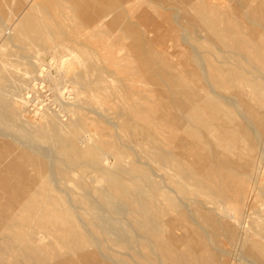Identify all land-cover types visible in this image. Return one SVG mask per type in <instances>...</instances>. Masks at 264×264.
I'll use <instances>...</instances> for the list:
<instances>
[{"label":"bare ground","instance_id":"bare-ground-1","mask_svg":"<svg viewBox=\"0 0 264 264\" xmlns=\"http://www.w3.org/2000/svg\"><path fill=\"white\" fill-rule=\"evenodd\" d=\"M169 1L174 2L175 5H172ZM233 1L236 3L235 8L232 6L223 8L218 6L219 4L216 5V3H207L206 0H0V43L2 42V49L6 45L4 28L12 29L14 34L11 40L19 45L25 58L33 59V61L34 59H36L35 61L40 59L41 54L52 55L50 61L53 60L54 55L58 57V66L66 64L72 58L79 59L75 50H69L65 46L66 43L55 40L56 34L63 33L65 20L72 19L74 21L76 19V27L83 25L86 28L97 29L99 33H113L117 42L124 38V40L128 39L126 46L129 52L128 55H113L105 59L109 68L107 70L111 69L113 74L119 76L123 74L124 77L121 78V81L119 80L122 85V92H119L120 94L115 98L105 95V92H108V86L97 85L98 87L93 88V82L89 79L94 71L93 64L84 69L82 64L83 71L77 73L75 81L81 87L79 94H83L88 102H95L99 110L102 109L103 111L104 106L113 105L117 100L124 103L118 111V115L124 118L125 128L128 129L129 126H132L131 130L134 133L137 130L144 137V140L153 144L156 142L163 145L173 143L172 150L163 151V159L170 162L175 161L179 165L177 173L180 176L179 185L183 194V201L180 202L181 207H176L177 205L174 202L172 203L179 211V218H172L168 214H161V210L160 212L156 210L153 214L157 217L155 219L148 215L146 209H141L138 213L140 216L139 221H135L130 217L128 219L129 226H133L139 231L138 239L135 240L128 235H122L119 238L120 244L132 255L134 244L149 246V251L154 256L156 264H227L229 260L226 263L225 261L218 262L214 257L213 251L217 250L219 245L222 244L214 238L215 232L223 233L231 242H235L238 237L237 243H239L244 253L247 264H264V227L259 226L256 216L252 218L255 220L250 224L251 227L245 231L242 227L243 229H240V231L243 230L244 232L240 237L238 236L236 222L239 220L243 209L239 204L232 201L241 203V196L247 192L244 188L243 179L240 178L241 171L245 172V170L238 161L232 160L233 156V158H229V155L227 157V153L240 142L239 137L241 136L237 135V130L234 127L228 125L233 117L229 112L230 109L228 110L224 106L225 104L222 102L224 98L220 94V90L226 85H231V83L240 85L243 82L248 83V81L246 75L239 68L227 69L214 65L213 63L217 62V58L211 47V45H214L215 47L228 48L230 53L235 54H237V51L234 50L239 51L241 47H244L241 48L240 53L238 52V55L242 57V55L247 54L244 51L248 52L250 40L256 38L258 45L256 43L257 48L253 61H260V50L264 48V36L251 28L248 31L250 33L249 38L241 37L245 27L241 24L239 9L244 8L248 16L257 14V20L264 24V0ZM155 3L164 4L165 6L161 5L162 9H171L172 6H176V15L170 14L167 19L172 24L174 23L172 28L175 29V25L180 28L179 22H183L189 28L184 31L194 33L196 36V39L194 38L195 45L191 43L192 41L189 36L187 38L186 34L183 39L180 37L184 46H181L179 54L182 67L179 72L173 71L175 65L169 57L174 56V54L167 53L164 40H155L163 29V24L154 19V15L159 13ZM229 11V15L231 13L235 14V16L233 15V21L220 17V14L224 15ZM4 24L8 27H4ZM221 24H223L222 27ZM201 31L207 35L204 40L200 38ZM97 38L95 37L94 41L99 44ZM94 41L90 39L91 43L88 40L86 44L90 43L91 45L94 43L96 45ZM100 41L102 42V40ZM204 41L208 44H204ZM229 41H233V44L230 45ZM170 46L172 45L170 44ZM103 47L105 46L103 45ZM156 47H160L162 50L157 51L155 50ZM88 50L90 49L88 48ZM98 50L99 48H97V53L102 51L99 50L98 52ZM203 51L207 55L206 58L201 56ZM63 52L68 53L64 55ZM4 57V55L0 57V71L5 67ZM245 59H247V56ZM212 61L216 62L212 63ZM80 63L82 62L80 61ZM124 63H128V65ZM6 64L9 66L8 62ZM9 67L8 69H10ZM136 77L138 80L135 79ZM2 78L6 80L8 76ZM107 79L106 81H109ZM151 84L157 86V98L153 96ZM5 97V95L2 97L4 105H0V264H8L2 256L9 251H16V255L9 264H50L43 255V249L32 241L30 232L19 233L15 231L23 224L15 219L13 213L15 209L29 206L33 207L32 210L35 213L40 210V207L35 204L34 200L32 202L30 198L32 195L39 194L43 189H46L41 183V175L38 174L52 173V171L49 169L50 166L48 165L49 168H47L44 164L45 161H41L37 157V152L30 149V147L38 138L44 137L55 139L59 145H63L61 136L58 133L59 125L55 123L53 116L45 114L44 117V114L41 115L42 113H40V119H37L38 122L32 123L33 120L30 121L24 114L27 111V108L25 111V105L27 104L25 98L18 100L14 98L6 99ZM137 97L140 101L135 100ZM126 101H131V103L128 105ZM75 106L77 107V105ZM114 106L113 108L116 107ZM88 111L90 110L88 109ZM96 113L98 112L95 111ZM96 115L99 116V114ZM111 119L109 120L112 121ZM46 122L49 123L48 125L52 124V128L49 130L45 126ZM231 122H235L234 118ZM76 124L80 128L86 122L80 118ZM91 128L95 130L97 127L94 124ZM244 129L246 128L244 127ZM114 132L116 131L114 130ZM211 138H215L216 144L211 142ZM241 142L243 143V141ZM36 148L38 150V147ZM218 148L222 151H218ZM135 161L137 162V160ZM244 162L246 163V161ZM29 166L33 169L29 170ZM147 166L150 165L147 164ZM250 167H247V170ZM134 169L141 176H145L149 184L153 186L150 200L156 201L161 189L155 188V181H151L145 170L137 169V167ZM239 169H241L240 172ZM205 179L210 181V185H203ZM81 189L84 191L83 199L85 203H88V209L93 211L105 209L112 219L120 215L128 216L130 211L136 207V205H133L134 201L131 202L128 198L127 187L120 184H111L109 187L115 193V197L120 198V201L117 198L116 202L112 200L115 197L108 195L110 192L106 193L104 190H99L98 197L91 201L89 200L91 191L86 186H81ZM191 191L196 195L195 198L191 195L193 199L190 198ZM65 194L67 195V193ZM147 200L143 198L141 202L140 199H136L140 206L147 204ZM63 203L64 201L60 198L49 197L45 199V204L49 206L48 210H44L42 217H34L31 220L39 228L50 232L58 231L61 234V241L66 244L69 250L66 258L60 257L52 264H124L116 255L110 254L103 247V242L106 241L104 236H107L110 232V221L101 223L100 232H98L104 236L101 235V238H99L93 233V227L95 226L94 214L83 221L78 218L79 216H76L69 199L67 206ZM57 204L61 205V209H56L55 205ZM55 211L58 212L57 216H55ZM186 211L187 214L189 213L190 219L192 218L202 229L204 237L211 245V249L204 245L202 238L191 228V225L185 223L183 214ZM262 214H264V211H262ZM45 215H48V219ZM75 218L84 224L86 228L84 233L77 226ZM88 226L89 229H87ZM165 231L168 232V235L163 233ZM174 235L178 237L180 244L178 239L176 240L173 237ZM9 241L13 244L9 245ZM90 241L95 244L93 248H91V244H88ZM146 255L149 254L146 253Z\"/></svg>","mask_w":264,"mask_h":264},{"label":"rangeland","instance_id":"rangeland-1","mask_svg":"<svg viewBox=\"0 0 264 264\" xmlns=\"http://www.w3.org/2000/svg\"><path fill=\"white\" fill-rule=\"evenodd\" d=\"M206 1L207 3L212 2V4H219L218 6H222L223 8H227L230 6L234 8L236 7V3L233 0ZM169 3L175 5L172 1H169ZM161 5L165 6L161 3H155V7L157 8V11L159 13L158 15H154V19L155 21L163 24V29L159 33V36L155 38V40H164L167 53L174 54V56L169 57L171 62L175 65V69L173 71L179 72L182 68L179 54L181 52V46H184L181 38L183 39L184 36L187 35V38L189 36L190 40L192 41L191 43L195 45L196 36L194 35V33L191 34L184 31L189 28L188 25L184 24L183 22H179L181 25L180 28L175 25L176 28L173 29L172 26L174 23L172 24L167 19L170 14L176 15V6H172L171 9H162ZM239 12L241 13V24L245 27V32L243 30V32L241 33L242 38L247 39L250 37V33L248 31L251 28L255 29L256 31L261 33L262 36H264V26H262L264 24L260 23L257 20V14L248 16L247 11L244 8H240ZM225 14H220V17H222L223 19H229L231 21L234 20L235 14L231 13V15H229L230 11L226 12ZM75 21L76 19H74V21L72 19L65 20L64 23L66 24H64L63 26V33L60 35L56 34L57 37H55V40L57 42H62L64 44L66 43V48H68L69 50H75V52L79 56V59L72 58L71 61L62 66H58V57H56L55 55L54 58H52L53 60L55 59L54 61H50L52 55L48 56L43 54L39 56L40 59H37V61H35L36 59H34L33 61V59H29L27 57L25 58L19 48V45L11 40L14 31L12 29L8 30L7 28H4V39L6 45L3 46V49L1 47L2 42L0 43V57L2 55L5 56V67L0 71H4L2 72L3 74H0V105H4V100L2 98L4 95L6 96V99L14 98L19 100L21 98H25V100L27 101V104L25 105V111L26 108L27 111L24 113L26 117L30 121L33 120L32 123H35L38 122L37 119H40L41 115L43 114L44 117L46 115L53 116L55 123L59 125L58 133L61 136V142L63 143V145H59L55 139L53 140L52 138L44 137L38 138L36 142H33V146L30 147V149L37 152V157L41 159V161H45L44 164L47 166V168H49L50 166L49 169H51L52 173L46 172L38 174L41 175V183L46 189H43L41 192H39V194L32 195L30 198L32 199V202L34 200L35 204L40 207V210L37 211V213L32 210V206L15 209L13 213L15 219L23 224V226H20V228H16L15 231L19 233L30 232L32 234V241L43 249V255L45 256L48 263H55V261H57V259L60 257L66 258L69 250L66 244L61 241V234L58 231L50 232L43 228H39L38 226L33 224L31 220L34 217H42L44 210H48L49 206L45 204V199L49 197L60 198L64 201L63 205L66 204L65 206H67V201L69 199L71 201L70 205L72 204L71 208L76 212V216H79L78 218H80L81 220L85 221V219L88 218L91 214H94L93 216L95 218V226L93 227V233H95L97 237L101 238L102 235L99 233L101 223L110 221L111 224L109 234H107V236L102 235L106 237V241L103 242V247H105V249H107L110 254L116 255L119 260L124 262V264H156L154 256L149 251V246L134 244L132 255L130 251H128L125 247H123V245L120 244L119 238L122 235H128L135 240L138 239L139 231L133 228V226H129L130 223L128 219L130 217L135 221H139L140 216L138 215V213L141 209H146L148 215L155 219L157 217L153 216V214L156 210L159 212L161 210V214H168L172 218H179V211L172 204L174 202V204L177 205L176 207H181L180 202L183 201V194L180 190L181 187L179 185L180 176L177 173L179 165L175 161L170 162L163 159V151L172 150L173 143H169V145H163L160 142H156L153 144L151 142H148L147 140H144V137L139 134L137 130L136 133H134L131 130L132 126H129L130 128L128 129L125 128L124 118L118 115V111L121 109V107H123L124 104L121 101L117 100L115 101V103H113V105L109 104L107 106H104V110L102 111V109L99 110L97 108L95 102L90 103L87 101V98L83 94H79L81 87L75 81L76 75L77 73L82 72L84 68L91 64H93L94 66V71L92 73L94 75L91 74L89 79L93 82V88H96L98 86H108V92H105V95L107 97L110 96V98H115L118 94H120L122 92V85L120 81L124 78L123 74H120L122 76L121 77L119 75L113 74L111 69L107 70L109 68L107 66V63L105 62V59L110 58L113 55L126 56L129 52L126 48L128 39H126V41L124 40V38L117 42L114 39L113 33H99L97 29L86 28L83 25L76 27ZM3 26L8 27L6 26V24H4ZM222 26L223 24H221V27ZM78 31H81L80 34ZM86 33L88 34L86 35ZM200 33L201 39L204 40V38H207V35H205L204 32L201 31ZM83 34H85L86 36H83ZM95 37H98L97 39L99 44H97V41H94ZM89 38L92 39V41H94L96 45L94 43L90 45L91 42ZM86 40H89L90 42L89 44L87 43L88 45L86 44ZM100 40H102V42ZM73 42L76 48L74 47V44L72 45ZM79 42L84 44H80ZM229 43L230 45H232L233 41H229ZM256 43V38L250 40V47L247 50L248 52L244 51V53L247 54L242 55V57L238 55V52L240 53L241 48L244 47H241L239 51L233 49L235 52L237 51V54H235L233 52L230 53V50L228 51V48H220L211 45L212 52L217 58V62L212 61V63L216 62L213 63L214 65L220 68L227 69L239 68V70L246 75L248 81V83L243 82L240 85L231 83V85H226V87L220 90L221 97L224 98L222 102L225 104L224 106L228 108V110H231H229V112L231 114V117H233L235 121L231 122L233 121V118H231L232 120L228 123V125L234 127L237 130V135L239 134L241 136L239 137L240 145L239 143L236 144V146L234 145L227 153V157H234L232 160L238 161L241 167L243 165L242 168L245 170V172L241 171L242 175L240 174V178L243 179L242 181L244 183V188L247 190V192L243 195L245 197L243 199V196H241V203L232 201L233 203L239 204L243 209V211L241 210L242 213L240 214L239 220L236 222L239 237L245 230H248L251 227L250 224L255 220L252 219L254 216H256V219L259 222V226L261 225V227H264V214H262V211H264V48H261L260 50L261 60L258 62L253 61V58L256 54L255 50L258 45V43L257 45ZM170 44L172 46H170ZM204 44L208 43L204 41ZM103 45L105 47H103ZM4 48H6L5 51ZM88 48L90 50H88ZM97 48L102 51L99 52L98 50L99 53H97ZM155 50L161 51L162 49L160 47H156ZM67 53L63 52L62 54L66 55ZM201 56L203 58H206L207 55L203 51L201 52ZM244 56L245 58L247 56V59H245ZM80 61L82 63H80ZM7 62L9 63V66L11 65L12 67H9L8 64H6ZM128 63L124 64L128 65ZM77 64L79 65V67ZM81 65L83 66V69ZM8 67L10 69H8ZM6 75L8 76V79L4 80L2 77ZM99 78L102 80H100ZM107 78L109 79V81H106ZM60 79L61 81H59ZM135 79L138 80L137 77ZM54 83H57L59 86ZM151 87L153 89V96L157 98V86L153 84ZM135 100L140 101L138 97L135 98ZM6 101L8 102V100ZM130 103L131 101H126V104L129 105ZM75 105H77V107ZM113 106L115 108H113ZM106 107H108V109H106ZM29 108L32 109L30 110ZM88 109L90 111H88ZM110 109L112 110L110 111ZM91 110H95L96 112H98L96 114H99V116L101 117L97 116L95 114V111H93V113ZM40 113L42 114L40 115ZM34 114L35 116H33ZM80 118L85 120L86 124L82 125V127L79 128L76 122ZM110 118H112V121L109 120ZM89 123H92V126L95 124V127L97 128H95V130H92V126ZM48 124L49 123L47 122L45 123V126H47V130L52 128V124ZM113 124H115L116 126ZM244 127L246 129H244ZM55 128L57 129V127ZM114 130L117 133L114 132ZM241 141H243V143ZM211 142L213 144H216L215 138H211ZM127 145L131 146L132 148H129V146ZM34 146L38 147V150ZM245 148L248 151L250 148V151L248 152ZM220 150L221 149L218 148V151ZM240 152L243 153L241 154ZM40 153L42 155H39ZM135 160H137V162ZM244 161H246L247 164ZM147 164L150 166H147ZM244 166L251 167L249 170H247L248 168H245ZM136 167L137 169L145 170L151 181H155V188L161 189L160 195L157 197L156 201L150 200L153 186L149 184L148 179L145 176H141L139 172L134 169ZM28 169L32 170L33 167L29 166ZM241 169H239V172ZM111 184H120L127 187L128 198H130L131 202L134 201V206L136 205V207L133 206L134 209L130 211L128 216L120 215L115 217L117 219H112L105 209L93 211L88 209V203L84 202V191L81 189V186H86L91 191L89 200L93 201V199H96L98 197L97 193L99 192V190H104V192L106 191V193L110 192L108 195L115 197V193H113L112 190L109 189ZM203 185H210V181L205 179L203 181ZM65 193H67V195ZM193 193V191H191V194L189 193L191 199H193V197L195 198L196 196ZM117 198L118 197L112 198V200L116 202ZM143 198L146 200L148 199V203L142 206L138 205L136 199H140L142 202ZM118 199L120 201V198ZM55 207L57 210L61 209V205L59 204L55 205ZM181 209L183 210L184 208ZM57 214L58 212L55 211V216H57ZM45 216L46 219H48V215ZM183 218L185 220V223L191 225V228L199 234L204 245L208 249H211V245L204 237L202 229L199 228V225H197L198 223H195L192 218L190 219L189 213L187 214V211L183 214ZM242 218L244 219L242 220ZM75 220L77 222V226L84 233L86 229L84 224H82L81 221L77 220V218H75ZM89 228L90 227L88 226L87 229ZM240 229H243L244 231H240ZM168 231L170 232V230ZM163 233L165 235H168L167 231ZM213 236L214 238L218 239L220 243H222L218 247V249L220 250L217 249L213 251L214 257L218 262L225 261L226 263L227 260H229L227 264H247L244 253L242 252L239 243H237L238 237L235 242H231L223 233L215 232ZM173 237L176 240L178 239L176 235H174ZM178 243H181L179 239ZM8 244L11 245L13 244V242L9 241ZM88 244H91V248H93V246L95 245L91 241ZM222 251H224V253H222ZM146 253H148L149 255L147 256ZM14 255H16V251H9L2 257L9 264L12 262Z\"/></svg>","mask_w":264,"mask_h":264}]
</instances>
